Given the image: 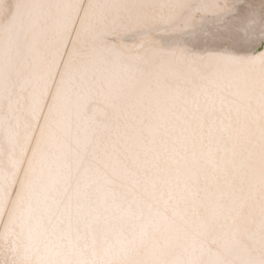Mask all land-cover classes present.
Listing matches in <instances>:
<instances>
[{
	"label": "snow or ice",
	"instance_id": "obj_1",
	"mask_svg": "<svg viewBox=\"0 0 264 264\" xmlns=\"http://www.w3.org/2000/svg\"><path fill=\"white\" fill-rule=\"evenodd\" d=\"M0 264H264V0H0Z\"/></svg>",
	"mask_w": 264,
	"mask_h": 264
}]
</instances>
